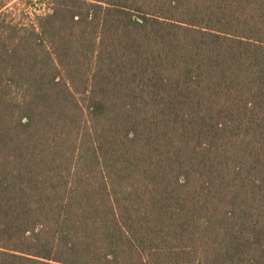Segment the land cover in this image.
<instances>
[{
	"label": "trees",
	"instance_id": "obj_1",
	"mask_svg": "<svg viewBox=\"0 0 264 264\" xmlns=\"http://www.w3.org/2000/svg\"><path fill=\"white\" fill-rule=\"evenodd\" d=\"M0 0V264H264V0Z\"/></svg>",
	"mask_w": 264,
	"mask_h": 264
},
{
	"label": "rangeland",
	"instance_id": "obj_2",
	"mask_svg": "<svg viewBox=\"0 0 264 264\" xmlns=\"http://www.w3.org/2000/svg\"><path fill=\"white\" fill-rule=\"evenodd\" d=\"M9 11L18 19L23 18L22 14L29 13L33 18L36 12L44 13L47 6L44 0H7Z\"/></svg>",
	"mask_w": 264,
	"mask_h": 264
}]
</instances>
